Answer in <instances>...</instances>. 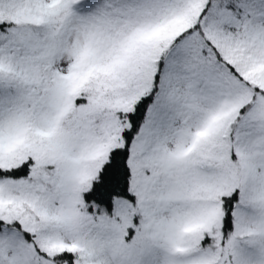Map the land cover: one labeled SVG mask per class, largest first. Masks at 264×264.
<instances>
[{
  "label": "snow or ice",
  "instance_id": "6c2138e0",
  "mask_svg": "<svg viewBox=\"0 0 264 264\" xmlns=\"http://www.w3.org/2000/svg\"><path fill=\"white\" fill-rule=\"evenodd\" d=\"M0 264H264V0H0Z\"/></svg>",
  "mask_w": 264,
  "mask_h": 264
}]
</instances>
